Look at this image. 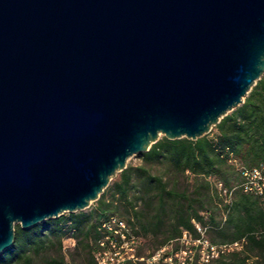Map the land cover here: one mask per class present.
<instances>
[{
	"label": "water",
	"instance_id": "obj_1",
	"mask_svg": "<svg viewBox=\"0 0 264 264\" xmlns=\"http://www.w3.org/2000/svg\"><path fill=\"white\" fill-rule=\"evenodd\" d=\"M263 76L264 0H0V255Z\"/></svg>",
	"mask_w": 264,
	"mask_h": 264
},
{
	"label": "trees",
	"instance_id": "obj_2",
	"mask_svg": "<svg viewBox=\"0 0 264 264\" xmlns=\"http://www.w3.org/2000/svg\"><path fill=\"white\" fill-rule=\"evenodd\" d=\"M215 128L214 138L162 137L142 154V165L128 166L119 181L108 186L94 213H73L68 219L61 216L26 230L17 225L15 242L0 255V264H97L94 252L103 236L100 227L112 216L125 220L139 238L137 255L141 239L149 237L154 252L166 246L179 250L184 232L200 236L197 223L214 245L245 240L242 251L222 255L211 264H230L231 257L246 254L239 263L245 264L248 253L264 260V200L242 192L234 163L249 169L264 166V76L244 104ZM155 166L164 167L166 173L153 175ZM182 181L189 184L183 186ZM216 181L231 194L229 199ZM109 192L111 201L106 200ZM66 222L76 232L70 254L63 243Z\"/></svg>",
	"mask_w": 264,
	"mask_h": 264
},
{
	"label": "built area",
	"instance_id": "obj_3",
	"mask_svg": "<svg viewBox=\"0 0 264 264\" xmlns=\"http://www.w3.org/2000/svg\"><path fill=\"white\" fill-rule=\"evenodd\" d=\"M211 133V132H210ZM240 175L239 188L245 194L256 195L264 200V166L249 169L234 162ZM218 190L226 197L230 193L224 189L221 182L216 181ZM226 202H229L227 200ZM198 238H193L184 232L180 240V249L173 251L172 246H166L146 257H139L137 250L139 238L134 235L128 223L112 216L102 222L100 231L102 237L97 242V251L94 257L97 264H211L222 255L239 252L244 249L245 240L232 244L214 245L207 237L206 229L195 223ZM75 245V242H74Z\"/></svg>",
	"mask_w": 264,
	"mask_h": 264
},
{
	"label": "rangeland",
	"instance_id": "obj_4",
	"mask_svg": "<svg viewBox=\"0 0 264 264\" xmlns=\"http://www.w3.org/2000/svg\"><path fill=\"white\" fill-rule=\"evenodd\" d=\"M217 130L216 128L214 127L213 130L211 131V133H209V137L210 138H214L216 137L217 135ZM164 137V136H161L160 139ZM143 164V157L141 154L139 155H135L133 157H131L128 162H127V167L128 166H140ZM166 173V170L164 167H161V166H155L153 169H152V174L153 175H164ZM120 179V173L117 174V176H115L112 181L110 182V185L109 186H112L115 182L119 181ZM183 183V186H187L189 184H187V181H182ZM112 196L109 193H107L106 195V200L107 201H111L112 200ZM97 208V203L94 202L91 204V206L89 208H87L86 210L84 211H80V212H84V213H94L95 210ZM76 213H79V212H76ZM69 214H73V213H65L64 215H62L65 219H68L69 218ZM118 215L121 216V213H118ZM61 217V216H60ZM123 217V216H122ZM58 219V218H56ZM71 224L70 222H66L65 223V226H64V229H65V235H64V238H63V243L65 245V247L67 248L66 249V252L67 254H70V253H73V247H74V238H75V235H76V232L74 230H72L71 228ZM211 236H215V234H212ZM152 238L149 237V238H142L141 239V244H140V249H139V253H138V256L139 257H146L147 255L153 253L156 249L153 247L152 245ZM245 255L246 254H241L240 257H231L230 259L227 260L228 263L230 264H239L241 263V261L243 260V258H245ZM249 255V259L246 260V263L245 264H264V260L261 258V257H256L255 254L253 253H248ZM69 260V258H68ZM80 260V263H81V259ZM107 262H110L109 264H113L112 260L109 258L106 260Z\"/></svg>",
	"mask_w": 264,
	"mask_h": 264
}]
</instances>
